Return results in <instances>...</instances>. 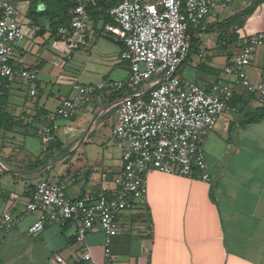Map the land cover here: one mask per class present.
Returning <instances> with one entry per match:
<instances>
[{"label":"crops","instance_id":"0c3cea01","mask_svg":"<svg viewBox=\"0 0 264 264\" xmlns=\"http://www.w3.org/2000/svg\"><path fill=\"white\" fill-rule=\"evenodd\" d=\"M231 5L225 11L217 3L198 35L201 41L205 33L217 34V39L224 34L225 42L220 45L200 44V55H205L201 63L215 69L213 57H226L227 66L240 51L242 38L264 32V0ZM41 21L35 26L27 17L20 20L32 30L29 38L24 32L26 39L13 61L19 69L38 73V81L29 86V94L22 101L12 97L10 86L8 111L18 116L12 111L18 105L20 113L27 114L26 124L35 117L37 102L43 109L44 122L62 100L71 96L74 84L123 81L129 75V64L121 60L124 46L118 42L120 32L113 23L90 19L86 44L74 47L59 33V40L53 38L49 21L43 26ZM222 25L221 32L214 31ZM229 48L234 50L229 53ZM247 75L253 84L264 80V48L255 51ZM181 76L203 89L230 82L236 94L235 110L220 118L202 144L210 180L202 182L197 172L192 178L152 173L147 200L118 217L119 232L111 240L112 264H264V119L247 123L249 116L264 105L234 78L225 79L222 73H201L190 80L183 77V72ZM52 85L59 86L57 94ZM37 86L39 97H31L30 90ZM60 87H66L64 93ZM129 93L100 94L69 122L59 121L56 146L51 150V154L56 151L55 158L30 150L28 129L6 134L0 131L4 139L0 143V222L6 213L17 221L10 230L0 228L2 264H57L56 256L67 264H79L85 252L102 264L106 237L99 227L87 234L85 242L78 241L77 226L72 222L50 224L41 233L30 234L40 215H25V209L41 181L58 183L74 199L96 198L104 186L112 187L122 169L121 149L113 137L116 105ZM51 99H56V107H49ZM112 111L114 125L106 131L104 120ZM42 122L33 131L36 138ZM59 134L66 144L59 140Z\"/></svg>","mask_w":264,"mask_h":264},{"label":"built area","instance_id":"2783aa9c","mask_svg":"<svg viewBox=\"0 0 264 264\" xmlns=\"http://www.w3.org/2000/svg\"><path fill=\"white\" fill-rule=\"evenodd\" d=\"M218 6L225 10L233 0H123L110 11L118 42L124 46L121 60L129 64L123 81L74 84L72 95L62 100L39 127L41 150L47 153L56 142L55 128L61 120L73 119L80 108L91 104L100 94L130 92L118 104L113 137L122 153V169L112 187L104 186L98 197H69L55 182L37 184L26 204L25 215L39 214L29 229L41 233L50 224L77 226V239L85 242L87 234L99 227L106 237L104 261L112 264L111 240L119 232L118 217L132 210L148 197V178L154 172L168 176L209 182L210 174L202 149L203 141L216 129L221 117L234 111V89L230 82L209 89L186 82L180 69L190 52V30L200 29ZM90 17L83 5L72 11L67 26L59 34L74 47L86 44ZM26 39L12 0H0V78L10 87L17 80L34 86L38 73L13 65L15 52ZM264 45V32L246 36L240 51L232 56L224 73L235 79L264 105V80L253 84L247 75L255 51ZM204 54L200 55L203 59ZM37 96V89L30 90ZM17 221L10 213L3 215L0 228L10 230ZM57 264H67L56 256ZM0 264L1 261H0ZM79 264H98L85 252Z\"/></svg>","mask_w":264,"mask_h":264},{"label":"trees","instance_id":"16d2710c","mask_svg":"<svg viewBox=\"0 0 264 264\" xmlns=\"http://www.w3.org/2000/svg\"><path fill=\"white\" fill-rule=\"evenodd\" d=\"M123 0H95V3H89L86 0H31L29 9L27 11L26 17L35 26H38L40 21L47 19L50 24V33L53 38L59 40V29L63 26H67L72 18V11L79 5H83L86 9L92 21H103L105 24H112L113 21L110 17V11L119 5ZM222 25L221 27H223ZM202 28V27H201ZM201 28L197 30H190V52L183 62L180 75L183 72L184 67L191 60L192 55H200V39L198 35L201 33ZM224 34L220 35L217 44L220 45L225 42L223 38ZM198 70L204 74L211 76H219L221 72L206 64L198 65ZM40 91L39 86L36 87ZM120 93H115L113 95L118 96ZM10 99V87L8 83L0 78V131L1 132H17L18 130H32L35 132V123H40L43 120V109L39 108L37 102L36 115L31 123L25 122L24 117L14 116L8 111ZM236 106V94L234 92L233 107ZM47 115L44 122L46 121ZM264 119V108L258 110L249 116L247 123H258ZM42 122V124L44 123ZM38 131V130H37ZM37 134V133H36ZM56 146V142L51 145L50 150Z\"/></svg>","mask_w":264,"mask_h":264},{"label":"rangeland","instance_id":"374dc122","mask_svg":"<svg viewBox=\"0 0 264 264\" xmlns=\"http://www.w3.org/2000/svg\"><path fill=\"white\" fill-rule=\"evenodd\" d=\"M12 1L14 3L15 7L18 10L19 20H21V21L24 20L25 21V19H26V12L28 10V7H29V4H30V1L31 0H12ZM243 1L245 2V1H248V0H235L234 3L231 6L236 7V6L240 5V3H242ZM229 7L227 9H225V11L228 10ZM21 24H22V27H23V31L28 35V38H29V34L28 33L32 29L30 28V26L26 25L25 23H21ZM41 24H42V26L45 25V24H48V21L46 19H44V20L41 21ZM224 26L223 27H217L216 30H214V31L221 32L222 31V28H224ZM40 30H41V28H40ZM213 33H217V32H213ZM40 40H44L43 37H40ZM217 40H218L217 39V34H212V32H209V33L203 34L202 40L200 41V44L203 43V47H207V46H210L211 47L212 46V43L214 45L217 44ZM27 42H29V41H27ZM261 48H264V45L261 46V47H259L256 51L260 50ZM233 50H234V48H231V49L229 48L228 52L230 53ZM212 56H213V53L210 54L211 59H212ZM37 59H39V58L36 57L35 60H37ZM201 60H205V58L200 59L199 55H197V54L192 55L191 60L188 62V64L183 69V74H184L183 77L186 78V79H188V80H190V79H193V77L201 74L202 72H200L198 70V68H197L198 64L201 63ZM40 61H42V60L40 59ZM213 61L215 62L217 69L223 74V77L225 79H228L229 80V79L232 78L230 76H227L224 73V68L226 66V57H223V56L217 57V56H215V57H213ZM51 68H53V66ZM52 70H53V74H54V77H55L56 74H57V72H56V70L54 68ZM40 78L43 80V74L40 76ZM60 79H62V78H60ZM19 81H20V83L19 82H17V83L15 82L13 84L12 89H11V95L17 101H20V100L22 101V100H24L28 96V94H29V86L30 85L26 81H22V80H19ZM41 84H43V82ZM52 86H54V85H52ZM54 87H53L54 88V93L57 94L58 89H59V86L56 85ZM51 88L52 87H50L49 89H51ZM60 88H61V93H64V91L66 90V87H60ZM39 95L40 94H39V91H38V95H37L36 98H38ZM71 95H72V92H71ZM50 101H52V102L49 105V107L50 108H52L54 106L56 107V99H54V100L51 99ZM19 109L20 108L17 105L16 107H14V109L12 111L14 113H16V114H19L18 116H21V118L24 117L25 120H27L28 119L27 118V114L20 113V110ZM113 117H114V111H112L111 114L106 118V120H104V124H105L104 125L105 126L104 129L106 131L112 130L113 125H114ZM65 121L69 122L70 120H65ZM35 126H36V123H35ZM2 133L3 134H6L4 132H2ZM2 133H1V135H3ZM27 133H31V134H29L30 137L27 139V141H28V146L30 147V150L33 153H40L41 152L47 158L48 157H54L55 158V155H57L56 154V151H54L52 154H51V150H49V152H47V153H43L42 150H41L40 140L38 138H36L35 136L32 135L33 134V131L28 130ZM59 140L63 144H66L67 143L66 139L62 136V134H59ZM3 141H4V139L1 137L0 138V143H2Z\"/></svg>","mask_w":264,"mask_h":264}]
</instances>
